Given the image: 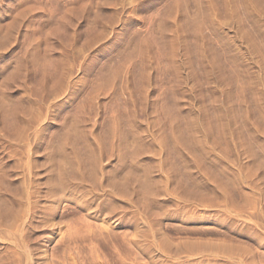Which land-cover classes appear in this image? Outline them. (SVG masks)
<instances>
[{
    "label": "rangeland",
    "instance_id": "rangeland-1",
    "mask_svg": "<svg viewBox=\"0 0 264 264\" xmlns=\"http://www.w3.org/2000/svg\"><path fill=\"white\" fill-rule=\"evenodd\" d=\"M0 264H264V0H0Z\"/></svg>",
    "mask_w": 264,
    "mask_h": 264
},
{
    "label": "bare ground",
    "instance_id": "bare-ground-1",
    "mask_svg": "<svg viewBox=\"0 0 264 264\" xmlns=\"http://www.w3.org/2000/svg\"><path fill=\"white\" fill-rule=\"evenodd\" d=\"M236 2V1H235ZM228 3V2H227ZM257 4V3H256ZM209 5V4H208ZM257 6V5H256Z\"/></svg>",
    "mask_w": 264,
    "mask_h": 264
}]
</instances>
